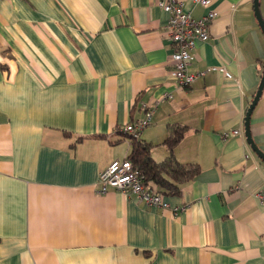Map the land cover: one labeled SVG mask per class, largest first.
<instances>
[{
    "label": "crops",
    "instance_id": "0c3cea01",
    "mask_svg": "<svg viewBox=\"0 0 264 264\" xmlns=\"http://www.w3.org/2000/svg\"><path fill=\"white\" fill-rule=\"evenodd\" d=\"M178 1L196 20L206 13ZM212 8L189 66L206 74L181 87L158 0L0 3V264H264V161L245 137L264 34L254 0ZM147 110L153 159L169 155L179 124L177 160L201 166L163 194L168 208L99 193L100 174L130 154L121 130ZM250 129L264 152V91Z\"/></svg>",
    "mask_w": 264,
    "mask_h": 264
},
{
    "label": "built area",
    "instance_id": "2783aa9c",
    "mask_svg": "<svg viewBox=\"0 0 264 264\" xmlns=\"http://www.w3.org/2000/svg\"><path fill=\"white\" fill-rule=\"evenodd\" d=\"M3 0H0V3ZM194 5H201L206 9L205 15L196 20L191 11L186 10L185 4L178 0H158V6L168 15L167 31L170 40L175 46L172 59L175 63L173 76L181 87H188L202 78L206 72L191 73L189 66L193 60V52L199 41L209 39L210 24L218 17V12L212 8L213 0H192ZM227 76L230 75L227 73ZM168 98H172L169 96ZM153 116L152 110H147L143 120L132 121L121 131L136 138L150 126ZM239 135L240 131L231 132ZM230 133L225 134V138ZM99 193L105 194L113 188L134 195L137 200L149 207L168 208L169 204L164 200L162 193L154 188L147 187L143 177L134 170L130 161H115L105 169L99 178ZM185 210V208H182Z\"/></svg>",
    "mask_w": 264,
    "mask_h": 264
},
{
    "label": "trees",
    "instance_id": "16d2710c",
    "mask_svg": "<svg viewBox=\"0 0 264 264\" xmlns=\"http://www.w3.org/2000/svg\"><path fill=\"white\" fill-rule=\"evenodd\" d=\"M188 128L179 124L169 126V135L163 142L169 155L161 162L152 157L153 145L141 137L124 134L131 141V151L127 161H130L134 170L143 177L147 187L154 188L164 195L178 194L181 186L196 179L201 174V166L195 163H181L177 160L174 151L184 139ZM71 137L70 133H64ZM86 137H78L82 141Z\"/></svg>",
    "mask_w": 264,
    "mask_h": 264
},
{
    "label": "water",
    "instance_id": "95a60500",
    "mask_svg": "<svg viewBox=\"0 0 264 264\" xmlns=\"http://www.w3.org/2000/svg\"><path fill=\"white\" fill-rule=\"evenodd\" d=\"M254 11H255L257 22L259 23L262 29V32L264 34V19L260 11V0H254ZM263 91H264V69H263V74H262L261 82L259 85V89L245 117V137H246L247 143L250 145L251 149L257 154V156L260 157L264 161V152L254 142L253 137L251 135V129H250L252 112L257 106L259 100L261 99Z\"/></svg>",
    "mask_w": 264,
    "mask_h": 264
}]
</instances>
